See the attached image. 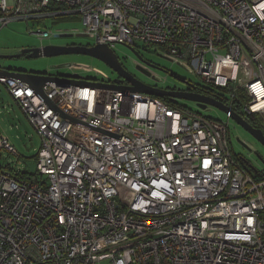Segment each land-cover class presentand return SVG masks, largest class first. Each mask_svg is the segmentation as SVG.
Returning a JSON list of instances; mask_svg holds the SVG:
<instances>
[{"label": "built area", "instance_id": "built-area-1", "mask_svg": "<svg viewBox=\"0 0 264 264\" xmlns=\"http://www.w3.org/2000/svg\"><path fill=\"white\" fill-rule=\"evenodd\" d=\"M76 15L95 44L154 49L264 120V0H0L2 26ZM149 64L135 62L158 78ZM72 75L93 84L41 96L0 77L41 141L36 175L0 167V264H264V173L236 159L224 124ZM18 155L0 131L1 160Z\"/></svg>", "mask_w": 264, "mask_h": 264}, {"label": "rangeland", "instance_id": "rangeland-1", "mask_svg": "<svg viewBox=\"0 0 264 264\" xmlns=\"http://www.w3.org/2000/svg\"><path fill=\"white\" fill-rule=\"evenodd\" d=\"M36 25L34 26V22L26 21H14L6 26L0 24V56L5 57L0 58V70L32 72L55 78L78 73L93 81L107 82L110 79H106V76L114 78L112 79L113 81H117V79H115V73L110 67L89 56L67 55L59 57L42 56L39 58H28L27 56L15 57L24 49H33L48 45H67L70 42L83 46L96 45L94 39L77 36L81 35L79 32L82 30V18L78 15L49 19L40 23L39 25L41 26ZM38 27H42V29L47 28V30L51 31V38L41 42L36 35H33V32L37 31L35 28ZM63 30L73 33V37L70 39L55 37ZM152 50L153 53H146L142 49V55L147 62H151L152 65L160 66V68L164 69L165 72H162L159 69L158 71H155L161 79L159 82L137 70L135 62L138 61V57L130 49L122 45H117L113 49L119 58V61L126 69H128V72L149 86L158 87L160 89H170V87H174L177 89L175 91H181L186 87V85L183 84V81L198 86L205 85L203 79L190 74L178 64H174L167 59L159 57L158 53H154L155 50ZM11 57L14 58L11 59ZM73 64L89 66L93 68V72L69 69L68 65ZM171 75L175 76L177 79H172ZM239 92L242 94V103H246L247 99L243 92ZM176 102L180 104V106L189 108L203 117L224 123L227 126V135L232 145V149L235 154L240 156L248 172L252 176H256L257 173H264V146L234 122L228 115L214 107H208L206 110H203L199 108L195 102L179 99L176 100ZM256 118L262 122L264 127V120L262 117L258 116ZM0 131L3 135L10 138L19 154L18 156H20H11L6 161H1L0 167L10 168L13 172L27 174L25 176L36 175L38 172L37 152L41 146L39 134L30 125L26 115L12 99L8 90L1 84ZM31 143L33 144L32 148H30ZM26 144H29L28 147L30 150H27L25 147ZM102 264L110 263L109 261H105Z\"/></svg>", "mask_w": 264, "mask_h": 264}, {"label": "water", "instance_id": "water-1", "mask_svg": "<svg viewBox=\"0 0 264 264\" xmlns=\"http://www.w3.org/2000/svg\"><path fill=\"white\" fill-rule=\"evenodd\" d=\"M78 37L86 38L82 35H77ZM57 38H71L73 35L71 34H59L56 35ZM130 49L141 62H146L143 57L137 52L134 48L129 46H124ZM67 55H84L89 56L91 58L97 59L103 63H105L108 67L112 69V71L119 77V79L124 80L129 85V88L133 92L143 93L147 95H151L157 98H169L172 100H186L197 103V106L203 110H206L208 107H214L221 111H223L226 115H228L234 122H236L239 126H241L244 130H246L251 136H253L259 143L264 146V132L262 129L254 128L250 123L244 120L240 115H238L235 111H233L229 106L222 103L221 101L216 100L215 98H210L207 96L184 92V91H175L170 89H160L158 87L149 86L131 73H129L119 61V58L113 51V49L107 45L96 44L94 46H83V45H48L45 47H37L33 49H24L15 57L27 56L28 58H39V57H59V56H67ZM0 58H5L1 57ZM14 57H11V59ZM163 58V57H162ZM165 59V58H164ZM152 68L159 69L162 72H165L164 69L159 68L156 65L149 64ZM137 70L144 73L146 76H150L143 69L137 67ZM9 76L15 79H19L24 83H27L31 87H33L38 94L44 96L43 94V86L49 81L56 82L60 86H69L71 84H82L89 85L93 84L88 82V79H78L81 78L77 75H69L62 77H49L46 75H39L32 72L25 71H10V70H0V77ZM172 76V75H171ZM158 82L161 79L153 78ZM80 80V81H77ZM77 81V82H76ZM183 83L187 86H194L189 82L183 81ZM101 85V84H95ZM102 86V85H101ZM29 150V149H28Z\"/></svg>", "mask_w": 264, "mask_h": 264}, {"label": "trees", "instance_id": "trees-1", "mask_svg": "<svg viewBox=\"0 0 264 264\" xmlns=\"http://www.w3.org/2000/svg\"><path fill=\"white\" fill-rule=\"evenodd\" d=\"M193 88H196V89L199 88V89H203V90H207V91L211 92L212 94H214L213 95L214 98H216L217 100L221 101L224 104L231 105L233 111H235L237 114L241 115L243 118L244 117L249 118L252 121L253 125L256 124L255 126L252 125L253 127L258 128V129H262L263 132H264V127L262 125V122L259 119H257L256 117L248 116L243 111V107H242L243 103L241 101L242 94L240 92H238L237 98L231 101V99L224 93V91H222L223 93H221V92L217 91L216 89H214L213 87L204 86V85L203 86L194 85ZM164 100H168L169 101V98H164ZM172 102H173L174 105H180L175 100H173ZM234 155H235L236 159L237 158L241 159L239 155H237L235 153H234ZM7 169H9L10 171H13L10 168H7ZM14 173H15V175H17V176H19L21 178L25 177V175H27V174H22V173H17V172H14ZM260 177H261V175L259 173H257L256 178H260Z\"/></svg>", "mask_w": 264, "mask_h": 264}, {"label": "flooded vegetation", "instance_id": "flooded-vegetation-1", "mask_svg": "<svg viewBox=\"0 0 264 264\" xmlns=\"http://www.w3.org/2000/svg\"><path fill=\"white\" fill-rule=\"evenodd\" d=\"M71 35H73V34H71ZM72 38V37H71ZM67 39H70V38H67ZM67 45H76V43H73V42H70L69 44H67ZM140 55L145 59V57L142 55V52H140ZM124 67V66H123ZM159 68H160V66H158ZM125 68V67H124ZM126 69V68H125ZM127 71H128V69H126ZM116 76V78L115 79H117V81H119V82H124V83H126L127 84V82H125L124 80H122V79H119V77L117 76V75H115ZM114 79V78H113ZM172 79H177L175 76H173L172 75ZM184 84V83H183ZM170 89H173V90H177L176 88H174V87H170ZM181 91H184V92H189V93H195V94H199V95H203V96H207V97H213V95L214 94H212L211 92H209V91H207V90H203V89H196V88H191V87H189V86H187L186 85V87H185V89L184 90H181ZM196 105H197V103H196ZM245 119L244 120H246L248 123H250L251 125H253L252 124V121L249 119V118H246V117H244ZM256 125V124H255ZM255 125H253V126H255Z\"/></svg>", "mask_w": 264, "mask_h": 264}, {"label": "bare ground", "instance_id": "bare-ground-1", "mask_svg": "<svg viewBox=\"0 0 264 264\" xmlns=\"http://www.w3.org/2000/svg\"><path fill=\"white\" fill-rule=\"evenodd\" d=\"M6 77H9V76H6ZM9 78H13V77H9ZM15 79V78H14ZM17 80H19V79H17ZM19 81H21V80H19ZM22 82V81H21ZM185 82H187V81H185ZM24 83V82H23ZM191 84V83H190ZM45 85V84H44ZM193 85V84H192ZM204 86H206V85H204ZM44 87V86H43ZM189 87H191V88H193L194 86H189ZM217 91H219V90H217ZM223 91V90H222ZM222 91H219V92H221V93H223ZM195 94V93H194ZM238 95V94H237ZM151 96V95H150ZM154 97V96H153ZM210 98H214V97H210ZM216 99V98H215ZM217 100V99H216ZM219 101V100H218ZM227 106H229L231 109H232V107H231V105H229V104H226ZM239 115V114H238ZM241 116V115H240ZM249 116V115H248ZM242 117V116H241ZM250 117H258V116H250ZM243 118V117H242ZM244 119V118H243ZM213 120V119H212ZM214 121H217V122H220V121H218V120H214ZM220 123H222V122H220ZM222 124H224V123H222ZM224 126H226L225 124H224ZM226 128H227V126H226ZM255 128V127H254ZM258 129V128H257ZM228 136V135H227ZM14 146V145H13ZM29 146V144H26L25 145V147L27 148V150L29 149L30 150V148H32L33 147V144L31 143V145H30V148L28 147ZM14 148H15V146H14ZM16 149V148H15ZM0 161H2L1 160V158H0Z\"/></svg>", "mask_w": 264, "mask_h": 264}, {"label": "crops", "instance_id": "crops-1", "mask_svg": "<svg viewBox=\"0 0 264 264\" xmlns=\"http://www.w3.org/2000/svg\"><path fill=\"white\" fill-rule=\"evenodd\" d=\"M1 84V83H0ZM1 85H3V84H1ZM4 86V85H3ZM5 87V86H4ZM6 88V87H5ZM7 89V88H6ZM8 90V89H7ZM9 92V91H8ZM12 97V96H11ZM13 99V98H12ZM14 101H15V99H13ZM16 102V101H15ZM16 104L18 105V103L16 102ZM19 106V105H18ZM19 108H20V106H19ZM21 109V108H20ZM23 112V111H22ZM9 140H10V138H8ZM11 141V140H10ZM12 143V142H11Z\"/></svg>", "mask_w": 264, "mask_h": 264}]
</instances>
